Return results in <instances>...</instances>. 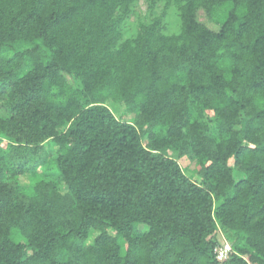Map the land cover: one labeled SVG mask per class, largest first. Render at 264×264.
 I'll return each instance as SVG.
<instances>
[{"label": "trees", "instance_id": "1", "mask_svg": "<svg viewBox=\"0 0 264 264\" xmlns=\"http://www.w3.org/2000/svg\"><path fill=\"white\" fill-rule=\"evenodd\" d=\"M0 264H264V0H0Z\"/></svg>", "mask_w": 264, "mask_h": 264}, {"label": "rangeland", "instance_id": "2", "mask_svg": "<svg viewBox=\"0 0 264 264\" xmlns=\"http://www.w3.org/2000/svg\"><path fill=\"white\" fill-rule=\"evenodd\" d=\"M145 9H146V5L144 4V2H140V10H141V11H144ZM199 19H200V21H201L202 23H207L205 13H202V12H201V13H200V16H199ZM209 25H210V24H209ZM210 26H211V25H210ZM108 105H109V107L113 110V112H114L117 116H120V115L124 112V109H123V108H119V107L116 106L115 104H112V103L109 102ZM46 148H47L49 151L53 152V153L56 151V147H55L54 144L47 143V144H46ZM179 163L181 164V166H182L183 168H187V167L190 165V163H189V161H188L187 159H182V160L179 161ZM187 173H189V172L187 171ZM220 243H222V244L224 245V247H225L226 245L229 246L230 249H231V246L227 244L228 242H225V241L223 240V237H220ZM223 245H222V246H223ZM221 252H222V248H221ZM223 259H225V258H223ZM223 259H221V260H223Z\"/></svg>", "mask_w": 264, "mask_h": 264}, {"label": "built area", "instance_id": "3", "mask_svg": "<svg viewBox=\"0 0 264 264\" xmlns=\"http://www.w3.org/2000/svg\"><path fill=\"white\" fill-rule=\"evenodd\" d=\"M230 252V247L229 246H225L224 249L222 250L221 253L218 254L219 259H223L226 258L227 254Z\"/></svg>", "mask_w": 264, "mask_h": 264}]
</instances>
